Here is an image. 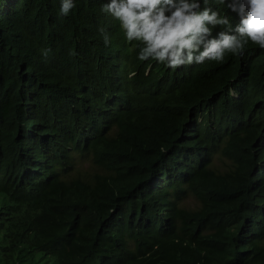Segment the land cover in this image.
Instances as JSON below:
<instances>
[{"label":"trees","instance_id":"obj_1","mask_svg":"<svg viewBox=\"0 0 264 264\" xmlns=\"http://www.w3.org/2000/svg\"><path fill=\"white\" fill-rule=\"evenodd\" d=\"M61 3L0 0V264H264V49L183 72L140 61L108 0ZM113 52L147 82L183 79L161 96L139 79L120 102L83 94Z\"/></svg>","mask_w":264,"mask_h":264},{"label":"clouds","instance_id":"obj_2","mask_svg":"<svg viewBox=\"0 0 264 264\" xmlns=\"http://www.w3.org/2000/svg\"><path fill=\"white\" fill-rule=\"evenodd\" d=\"M219 6L239 17L234 30L228 14H222ZM74 7L73 0H62L60 12L67 15ZM102 10L119 22L128 42H142L140 61L151 59L172 69L182 67L184 71V65L205 60L222 62L226 53L243 56L249 42L264 49V0H108ZM218 26L225 30L214 35ZM104 43H110L106 33ZM123 58L119 53L113 62L98 61L96 75L84 84L83 92L111 94L105 97L120 102L131 96L129 86L137 79L144 82L137 86L139 91L148 95L161 96L176 86L162 78L149 82L140 79L135 72L127 70L128 59ZM120 59L124 64L117 68ZM122 74L124 84L120 83ZM144 74H150L149 67ZM103 77L113 80L100 79ZM92 81L96 84L90 86ZM231 94L236 97L235 93Z\"/></svg>","mask_w":264,"mask_h":264},{"label":"bare ground","instance_id":"obj_3","mask_svg":"<svg viewBox=\"0 0 264 264\" xmlns=\"http://www.w3.org/2000/svg\"><path fill=\"white\" fill-rule=\"evenodd\" d=\"M13 5V4H12ZM96 10H98V8L96 9ZM91 11V10H90ZM101 16V15H100ZM102 24V23H101ZM132 42H134V41H132ZM131 42V43H132ZM127 43V42H126ZM93 44V43H92ZM133 44V43H132ZM135 45H136V43H135ZM90 46V45H89ZM132 46V45H131ZM134 46V45H133ZM133 46L132 47H130L129 49H130V52H132L131 51V48L132 49H134L133 48ZM137 46V45H136ZM136 49V48H135ZM137 50V49H136ZM115 55H116V53H114L113 52V54L111 55V56H109V57H106V58H104V60L108 63V62H113L114 61V59H115ZM120 55L121 56H123V57H125V55L126 54H123V53H120ZM124 59V58H123ZM123 59H120V60H122L121 62H119V61H117V64H116V67L117 68H120V67H122L123 66V64H124V60ZM130 60H132V58H130ZM142 63V62H141ZM195 63H193V64H191V65H184V71L183 72H185L190 66H192V65H194ZM129 66V65H128ZM132 66V65H131ZM131 66H129V67H131ZM133 67V66H132ZM130 69V68H129ZM130 71V70H129ZM116 72L114 71V74H115ZM109 76H111V75H109ZM182 76V74H179V76L176 78V80L174 81V83H176V84H178L180 81H181V79H183V77H181ZM174 77H176V75H174L172 78H174ZM107 79V78H106ZM162 79L165 81V82H167L168 80H170V77L169 76H167V77H162ZM123 82V84L125 83L124 81H123V74L121 75V79H120V83H122ZM135 83V82H134ZM74 84V83H73ZM96 84V82H94V81H92L91 82V84H90V86H93V85H95ZM140 84V83H139ZM73 88H74V86H73ZM78 89V88H77ZM94 90H96V88H94ZM130 90V89H129ZM133 90V89H132ZM135 91V90H134ZM133 92V91H132ZM55 94V93H54ZM82 94V93H81ZM83 94H84V92H83ZM87 94H89V93H87ZM133 94V93H132ZM177 95V94H176ZM163 96H165V95H163ZM78 97H79V95H78ZM173 97H175V96H173ZM25 98V97H24ZM179 98H180V95H179ZM83 99H85V98H83ZM139 99H141V98H139ZM143 99V98H142ZM162 99V98H161ZM159 100H160V98H159ZM95 101H97L96 100V98H95ZM87 102H89V101H87ZM86 102V103H87ZM104 102V101H103ZM150 102H152L151 100H150ZM154 102V101H153ZM73 103V102H72ZM83 103V102H82ZM91 103V102H90ZM89 103V104H90ZM97 103H99V102H97ZM130 103V102H129ZM27 104H28V102H27ZM75 104V103H74ZM85 104V103H84ZM93 104V103H92ZM86 105V104H85ZM99 105V104H98ZM114 105V104H113ZM90 106V105H89ZM75 107H77L76 105H75ZM91 107H92V105H91ZM94 107V106H93ZM92 107V108H93ZM96 107V106H95ZM94 107V108H95ZM93 108V109H94ZM106 108V107H105ZM76 109V108H75ZM82 109V107L80 108V109H78V110H81ZM114 109V108H113ZM31 110H29V112H30ZM26 112H28V111H26ZM116 112H118V111H116ZM113 113V112H112ZM32 115V114H31ZM30 115V116H31ZM73 115V114H72ZM76 115V114H75ZM82 115H80V117H81ZM200 116V115H199ZM26 117V116H25ZM240 117V116H239ZM257 117V116H256ZM69 118V117H68ZM82 118H83V116H82ZM107 118V117H106ZM25 119V118H24ZM23 119V120H24ZM71 119H73V118H71ZM108 119V118H107ZM139 119H140V117H139ZM196 119V118H195ZM27 120V119H26ZM26 120H24V121H26ZM80 120H82V119H80ZM239 120H241V119H239ZM238 121V120H237ZM251 121V120H250ZM249 121V122H250ZM27 122V121H26ZM71 122H72V120H71ZM166 122V121H165ZM242 122H244V121H242ZM71 124V123H70ZM179 124V123H178ZM177 124V125H178ZM242 124V123H241ZM246 123H243V125H245ZM176 125V124H175ZM196 125H198V123H197V121H195V125H192V128L194 129H196L197 127H196ZM72 126V125H71ZM237 126V125H236ZM88 127V126H87ZM199 127V126H198ZM85 129V128H84ZM193 131V130H192ZM88 132V131H87ZM191 132V131H190ZM189 133V132H188ZM193 132H191V134H192ZM173 134V133H172ZM186 134V133H185ZM184 134V135H185ZM190 134V135H191ZM219 134V133H218ZM23 135V134H22ZM25 135V134H24ZM40 135V134H39ZM38 136V135H37ZM174 136V135H173ZM60 138V137H59ZM169 138V137H168ZM24 139H25V137H24ZM39 139V138H38ZM27 140V139H26ZM80 140H81V138H80ZM263 141V140H262ZM24 142V141H23ZM22 142V143H23ZM27 142V141H26ZM36 142V141H35ZM81 142V141H80ZM185 142V141H184ZM264 142V141H263ZM24 144V143H23ZM89 144V143H88ZM259 144H260V142H259ZM259 144H258V148H259ZM263 145V144H262ZM83 147V146H82ZM261 148V147H260ZM210 150H212V148L210 149ZM209 150V151H210ZM201 151V150H200ZM184 152V151H183ZM212 151H210V153H211ZM23 153V152H22ZM186 154L188 153V152H185ZM204 153V152H203ZM25 154V153H24ZM172 155V154H171ZM170 155V156H171ZM178 155V154H177ZM181 155V154H180ZM179 155V156H180ZM189 155H191L190 153H189ZM203 155V154H202ZM208 155V154H207ZM169 156V157H170ZM181 157V156H180ZM172 158V157H171ZM175 158V157H174ZM182 158V157H181ZM181 158H179L180 160H182ZM17 159V158H16ZM198 159H199V157H198ZM199 161V160H198ZM53 162H54V160H53ZM186 162V161H185ZM200 162V161H199ZM204 162V161H203ZM17 163H18V161H17ZM169 163V162H168ZM183 165H184V163H183ZM193 165V164H192ZM16 166V165H15ZM168 167V166H167ZM228 167V166H227ZM262 167V166H261ZM164 168V167H163ZM264 168V167H263ZM165 169V168H164ZM164 169L161 171V172H163L164 171ZM259 169H260V167H259ZM258 169V173L256 172V174L257 175H260L261 174V170H259ZM263 170V169H262ZM39 171V170H38ZM57 171V170H56ZM51 172V171H50ZM235 172V171H234ZM17 174H18V172H16ZM37 173V172H36ZM224 173V172H223ZM29 174V173H28ZM51 174V173H50ZM225 174V173H224ZM227 174V173H226ZM226 174H225V176H226ZM229 174V173H228ZM234 174V173H233ZM49 175V174H48ZM178 175V174H177ZM34 175H32V177H33ZM228 176V175H227ZM231 176V175H230ZM14 177V176H13ZM16 177V176H15ZM163 177H164V175H163ZM181 177H182V175H181ZM231 177H233V175L231 176ZM0 178H1V176H0ZM31 178V177H30ZM29 178V179H30ZM46 178V177H45ZM180 178V177H179ZM227 178V177H226ZM228 179H230V178H228ZM232 179V178H231ZM255 179V178H254ZM19 180V179H18ZM26 180H28V179H26ZM34 180H35V178H34ZM38 180V179H37ZM30 181V180H29ZM28 181V182H29ZM32 181V180H31ZM46 181V180H45ZM228 181H230V180H228ZM33 182V181H32ZM32 182H30V185H31V183ZM35 182V181H34ZM38 182V181H37ZM164 186V185H163ZM166 186V185H165ZM156 188V187H155ZM148 189V188H147ZM143 191H144V189H143ZM231 204V206H234V203H236L235 201H234V203H232V202H230ZM219 204V203H218ZM237 204V203H236ZM230 205H228V206H230ZM200 206V205H199ZM221 206V205H220ZM224 206V205H223ZM225 206H227V204H225ZM236 206V205H235ZM162 207V206H161ZM196 207V206H195ZM157 208V207H156ZM160 209V208H159ZM146 212V211H145ZM164 213V212H163ZM250 213V212H249ZM191 214V213H190ZM162 215V214H161ZM144 216V215H143ZM140 217V216H139ZM164 217V216H163ZM232 219V218H231ZM240 219H241V222L239 223L240 225L242 224V218H241V216H240ZM173 221V220H172ZM116 229V228H115ZM230 229V228H229ZM155 230V229H154ZM153 230V231H154ZM223 230H225V229H223ZM223 230H221V231H223ZM149 231V230H148ZM116 232V231H115ZM227 234V233H226ZM245 234V233H244ZM250 235V234H249ZM244 236V235H243ZM258 239H256V241H257ZM259 242H260V240H259ZM190 244V243H189ZM187 245H188V242H187ZM248 245V244H247ZM184 246V245H183ZM189 246V245H188ZM192 246V245H191ZM190 247V246H189ZM241 247V246H240ZM249 247H252V246H250L249 245ZM246 248V245H245V247H244V249ZM248 248V247H247ZM186 249V248H185ZM242 251H244V250H242ZM246 251V250H245ZM184 252H186V251H184ZM191 252V251H190ZM190 252L188 253V254H190ZM241 252V251H240ZM201 253V252H200ZM194 254V253H193ZM184 255H185V253H184ZM178 256V255H177ZM245 256V255H244ZM237 257V256H236ZM180 258V257H179ZM199 258V257H198ZM181 259V258H180ZM180 259H177V260H180ZM52 260H53V258H52ZM186 260V259H185ZM232 261V260H231ZM179 264H180V262H179Z\"/></svg>","mask_w":264,"mask_h":264},{"label":"rangeland","instance_id":"obj_4","mask_svg":"<svg viewBox=\"0 0 264 264\" xmlns=\"http://www.w3.org/2000/svg\"><path fill=\"white\" fill-rule=\"evenodd\" d=\"M214 164H215L216 168L220 171L225 170L226 166L228 165L225 160H220L218 158L215 159ZM88 170L91 171L90 170V164H88L86 162H78L77 161L76 171L74 173H76V174H79L81 172L84 173V172H87ZM182 206L186 209H195L198 206V204L193 198L189 197L182 202Z\"/></svg>","mask_w":264,"mask_h":264}]
</instances>
